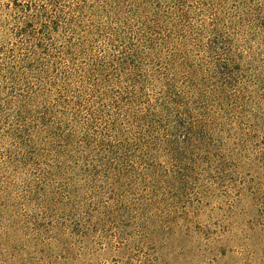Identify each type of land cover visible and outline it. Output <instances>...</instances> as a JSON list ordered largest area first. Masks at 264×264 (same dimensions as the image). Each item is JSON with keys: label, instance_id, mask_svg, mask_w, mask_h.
<instances>
[{"label": "trees", "instance_id": "1", "mask_svg": "<svg viewBox=\"0 0 264 264\" xmlns=\"http://www.w3.org/2000/svg\"><path fill=\"white\" fill-rule=\"evenodd\" d=\"M9 3L0 19V116H8L0 140H11L12 150L2 164L22 166L39 189L53 186L51 205L81 198L73 189L79 167L87 174L82 179L104 186L119 185L140 169L158 176L156 160L168 138L160 142L161 122H171L161 130L177 141H198L200 126L220 118L225 87L249 64L250 54L221 32L228 16L222 0ZM247 7L249 41L264 51V0ZM195 12L209 16L212 34L204 43L189 36ZM199 46L226 56L202 69L192 54ZM146 88L156 89V97Z\"/></svg>", "mask_w": 264, "mask_h": 264}, {"label": "rangeland", "instance_id": "2", "mask_svg": "<svg viewBox=\"0 0 264 264\" xmlns=\"http://www.w3.org/2000/svg\"><path fill=\"white\" fill-rule=\"evenodd\" d=\"M254 1L222 0L228 16L221 32L250 54L249 64L225 87L220 118L200 126L198 141H177L161 130L171 122H161L160 142L168 138L156 160L158 176L140 169L104 186L82 179L87 174L79 167L73 189L81 198L51 205L53 186L39 189L22 166L6 168L12 142L0 140V264H264V51L249 41L243 15ZM10 6L0 0L1 20ZM191 16L189 36L206 42L209 16ZM192 50L202 69L226 56L218 48ZM145 92L157 95L156 89ZM5 115L1 124L8 122Z\"/></svg>", "mask_w": 264, "mask_h": 264}]
</instances>
